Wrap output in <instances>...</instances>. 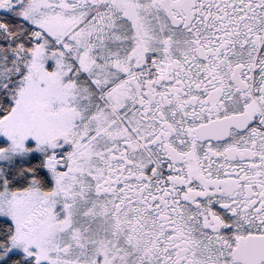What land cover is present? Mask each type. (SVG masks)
Segmentation results:
<instances>
[{"label":"snow or ice","instance_id":"obj_1","mask_svg":"<svg viewBox=\"0 0 264 264\" xmlns=\"http://www.w3.org/2000/svg\"><path fill=\"white\" fill-rule=\"evenodd\" d=\"M0 264H264V0H0Z\"/></svg>","mask_w":264,"mask_h":264}]
</instances>
